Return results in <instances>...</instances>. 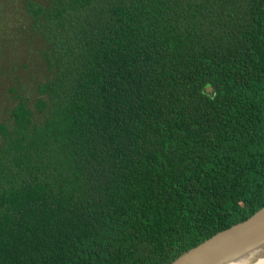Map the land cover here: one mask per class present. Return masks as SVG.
Wrapping results in <instances>:
<instances>
[{"label":"trees","instance_id":"1","mask_svg":"<svg viewBox=\"0 0 264 264\" xmlns=\"http://www.w3.org/2000/svg\"><path fill=\"white\" fill-rule=\"evenodd\" d=\"M51 78L0 123V264H171L264 207V0H25Z\"/></svg>","mask_w":264,"mask_h":264},{"label":"rangeland","instance_id":"2","mask_svg":"<svg viewBox=\"0 0 264 264\" xmlns=\"http://www.w3.org/2000/svg\"><path fill=\"white\" fill-rule=\"evenodd\" d=\"M24 3L25 0H0V123H5L16 103L11 88H21L34 109L37 84L52 76L40 56L45 45L32 31Z\"/></svg>","mask_w":264,"mask_h":264},{"label":"water","instance_id":"3","mask_svg":"<svg viewBox=\"0 0 264 264\" xmlns=\"http://www.w3.org/2000/svg\"><path fill=\"white\" fill-rule=\"evenodd\" d=\"M264 245V207L248 219L220 231L171 264H227Z\"/></svg>","mask_w":264,"mask_h":264},{"label":"bare ground","instance_id":"4","mask_svg":"<svg viewBox=\"0 0 264 264\" xmlns=\"http://www.w3.org/2000/svg\"><path fill=\"white\" fill-rule=\"evenodd\" d=\"M262 258H264V245L261 246L259 249L250 252L242 259L227 264H256V261Z\"/></svg>","mask_w":264,"mask_h":264},{"label":"clouds","instance_id":"5","mask_svg":"<svg viewBox=\"0 0 264 264\" xmlns=\"http://www.w3.org/2000/svg\"><path fill=\"white\" fill-rule=\"evenodd\" d=\"M256 264H264V258L257 260Z\"/></svg>","mask_w":264,"mask_h":264}]
</instances>
